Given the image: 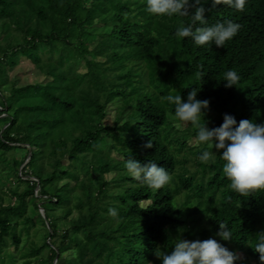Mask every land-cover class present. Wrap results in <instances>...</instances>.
<instances>
[{"label":"trees","instance_id":"16d2710c","mask_svg":"<svg viewBox=\"0 0 264 264\" xmlns=\"http://www.w3.org/2000/svg\"><path fill=\"white\" fill-rule=\"evenodd\" d=\"M204 7L205 23L194 29L240 25L223 47L175 36L194 8L169 17L147 13L146 0H0V178L13 176L0 185V264H162L156 254L208 239L221 222L233 234L235 264H261L252 247L264 233V191L232 192L223 150L188 145L198 130L176 128L163 98L187 102L195 88L209 101L208 129L225 114L237 125L264 124V0H246L243 11L210 0ZM38 46L50 79L15 87L7 68ZM229 70L240 77L233 87L223 81ZM108 105L113 125L104 123ZM205 149L214 154L202 163ZM129 158L157 163L171 182L152 191L127 173Z\"/></svg>","mask_w":264,"mask_h":264},{"label":"clouds","instance_id":"9594fccd","mask_svg":"<svg viewBox=\"0 0 264 264\" xmlns=\"http://www.w3.org/2000/svg\"><path fill=\"white\" fill-rule=\"evenodd\" d=\"M211 7L226 5L236 11H243L246 0H210ZM209 0H146V11L153 16H187L190 9H195L192 14V23L188 26L177 28L175 36L178 39L191 37L197 46L214 43L217 47H223L238 32L240 25L231 21L226 24L218 23L210 27H196L197 22L205 23L204 4ZM240 77L235 70H229L223 74L225 87L235 86ZM197 90L192 89L187 96V102H182L180 95H168L163 99L170 105H174L173 119L176 127H187L189 124L196 128L197 134L194 144L208 145L217 151L223 150L220 155L224 162L222 171L230 183L228 188L242 197H249L257 192L264 191V124H255L251 120L237 121L231 115L225 114L223 123L219 127L208 129L201 119L208 109V100H197ZM151 148L149 141L144 145ZM212 151L203 150L198 159L207 163L213 156ZM127 173L136 181L146 185L152 191H157L171 182V175L164 167L149 161L146 164L129 158L125 162ZM109 215L117 216L115 209H109ZM222 240L232 239V232L226 223H219L217 234ZM259 241L255 244V252L259 253V260L264 264V233H259ZM156 256L162 264H235L239 258L237 254L228 250L216 239L203 241L178 240L169 253Z\"/></svg>","mask_w":264,"mask_h":264},{"label":"rangeland","instance_id":"374dc122","mask_svg":"<svg viewBox=\"0 0 264 264\" xmlns=\"http://www.w3.org/2000/svg\"><path fill=\"white\" fill-rule=\"evenodd\" d=\"M98 24V23H97ZM95 24V25H97ZM12 41H10L11 43ZM29 52V54L27 53V55H16L17 60H14L15 65L13 67H8L7 68V75L9 80L14 84L15 87H21V86H25V85H29V84H42L45 81L49 80L50 78L44 74H42V58L44 60H46L48 57V55L43 54L42 55V46H38L37 48H33ZM18 54V53H17ZM86 70L84 63H82L79 68H78V72H84ZM115 116V106L113 105H108L107 106V115L104 119V123L107 125H113V119ZM175 127H176V123H175ZM178 128V127H176ZM185 127H179L178 129H184ZM188 145L190 146H196L194 144V139L190 138L188 139ZM24 146V145H22ZM25 147V146H24ZM26 155V149L25 148H18L17 150H15V156L19 159H23ZM113 155L118 157V155L113 152ZM7 173V172H6ZM5 173V174H6ZM114 175L113 172L106 174V178L110 179L112 176ZM12 174H7L6 177H1L0 178V185L2 186H7L12 179ZM183 198V196L181 195V199ZM147 202L143 201L141 202L142 205H145ZM187 207V206H186ZM194 207L191 206L190 210H192ZM75 215V214H74ZM201 215L200 214H195V220L193 221L194 225L197 228H202L205 223H203L201 221ZM215 236V234L209 235V238L212 239H217ZM188 240V239H185ZM189 241V240H188ZM226 242V246L227 248L230 249V251L234 252L235 251V247L233 244H231L229 241H225ZM11 250H13V246L10 247ZM249 262L251 264H256L257 262L252 259L249 258ZM32 264H37V262L35 261ZM56 264H62V260L57 261Z\"/></svg>","mask_w":264,"mask_h":264},{"label":"water","instance_id":"95a60500","mask_svg":"<svg viewBox=\"0 0 264 264\" xmlns=\"http://www.w3.org/2000/svg\"><path fill=\"white\" fill-rule=\"evenodd\" d=\"M30 152H31V149L29 148V150H28V155H30ZM38 185H39V184L37 183V188H38ZM40 212H41L42 216H43V217H45V215H44V212H43V209H42V208L40 209ZM46 224H47V222H46ZM47 226H48V224H47Z\"/></svg>","mask_w":264,"mask_h":264}]
</instances>
